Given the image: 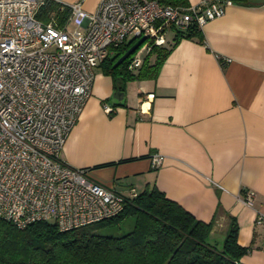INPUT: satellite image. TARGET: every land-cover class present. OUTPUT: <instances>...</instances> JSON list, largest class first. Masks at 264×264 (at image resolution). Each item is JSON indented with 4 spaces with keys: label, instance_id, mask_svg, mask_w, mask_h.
Returning <instances> with one entry per match:
<instances>
[{
    "label": "crops",
    "instance_id": "1",
    "mask_svg": "<svg viewBox=\"0 0 264 264\" xmlns=\"http://www.w3.org/2000/svg\"><path fill=\"white\" fill-rule=\"evenodd\" d=\"M56 1L90 13L100 0ZM232 1L197 37L173 44L170 30L163 45L171 50L154 77L116 90L98 65L60 158L121 193L155 186L211 222L212 243L235 219L237 242L249 248L240 262L264 264V0ZM152 153L164 155L155 168Z\"/></svg>",
    "mask_w": 264,
    "mask_h": 264
},
{
    "label": "built area",
    "instance_id": "2",
    "mask_svg": "<svg viewBox=\"0 0 264 264\" xmlns=\"http://www.w3.org/2000/svg\"><path fill=\"white\" fill-rule=\"evenodd\" d=\"M44 2L0 0V216L19 228L52 220L71 229L119 215L138 193L133 186L121 193L91 178L87 167L60 158L91 96L95 68L131 38L145 36L148 53L164 44L170 30L190 23L201 29L233 1L100 0L90 13L76 2L64 18L59 7L43 20L37 11ZM141 63L132 54L128 67ZM103 109L112 110L106 104ZM163 158L150 154V166L158 167ZM253 197L247 191L244 203Z\"/></svg>",
    "mask_w": 264,
    "mask_h": 264
},
{
    "label": "trees",
    "instance_id": "3",
    "mask_svg": "<svg viewBox=\"0 0 264 264\" xmlns=\"http://www.w3.org/2000/svg\"><path fill=\"white\" fill-rule=\"evenodd\" d=\"M170 5H188V0H158ZM59 7L64 18L69 5L45 0L37 16L47 20ZM201 29L190 23L175 32V44L182 37H197ZM131 38L112 49L102 68L114 77L116 90L126 78L154 77L171 46L153 45L141 65L129 68L131 55L119 65L117 58L135 42ZM154 54L153 62L149 61ZM133 216L131 230L118 236L96 232L100 223ZM211 222L196 218L164 192L152 186L128 200L123 211L110 219L71 229H60L52 220L32 222L19 228L0 216V264H242L240 258L249 248L237 242L238 225L231 220L220 242H211Z\"/></svg>",
    "mask_w": 264,
    "mask_h": 264
},
{
    "label": "rangeland",
    "instance_id": "4",
    "mask_svg": "<svg viewBox=\"0 0 264 264\" xmlns=\"http://www.w3.org/2000/svg\"><path fill=\"white\" fill-rule=\"evenodd\" d=\"M147 41V40H146ZM142 43L133 54H138L140 60H144L146 56V51L143 49ZM127 84L131 85L132 83H135L134 79L132 78H126ZM134 224V217L133 216H125L122 219H119L118 221H111V222H104L100 223L98 227L96 228V232L103 235H112V236H118L121 234H124L125 232H128L132 229Z\"/></svg>",
    "mask_w": 264,
    "mask_h": 264
},
{
    "label": "water",
    "instance_id": "5",
    "mask_svg": "<svg viewBox=\"0 0 264 264\" xmlns=\"http://www.w3.org/2000/svg\"><path fill=\"white\" fill-rule=\"evenodd\" d=\"M145 40V36H140L135 40V42L130 45L115 61L114 65L117 66L126 60L133 52L141 45V43Z\"/></svg>",
    "mask_w": 264,
    "mask_h": 264
}]
</instances>
